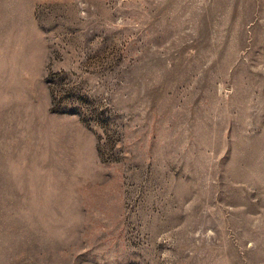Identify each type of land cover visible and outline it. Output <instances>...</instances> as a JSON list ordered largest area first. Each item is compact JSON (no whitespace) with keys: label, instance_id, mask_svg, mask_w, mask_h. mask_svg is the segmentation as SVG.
<instances>
[{"label":"rangeland","instance_id":"rangeland-1","mask_svg":"<svg viewBox=\"0 0 264 264\" xmlns=\"http://www.w3.org/2000/svg\"><path fill=\"white\" fill-rule=\"evenodd\" d=\"M0 264H264V0H0Z\"/></svg>","mask_w":264,"mask_h":264}]
</instances>
